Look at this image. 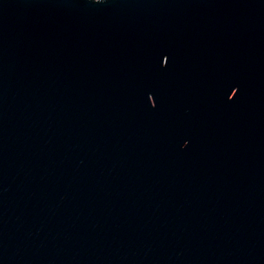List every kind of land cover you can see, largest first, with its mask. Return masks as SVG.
<instances>
[{
	"label": "water",
	"instance_id": "water-1",
	"mask_svg": "<svg viewBox=\"0 0 264 264\" xmlns=\"http://www.w3.org/2000/svg\"><path fill=\"white\" fill-rule=\"evenodd\" d=\"M0 264H264V0H0Z\"/></svg>",
	"mask_w": 264,
	"mask_h": 264
}]
</instances>
